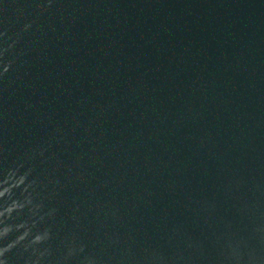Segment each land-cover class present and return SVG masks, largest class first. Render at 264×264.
<instances>
[{
    "label": "water",
    "instance_id": "1",
    "mask_svg": "<svg viewBox=\"0 0 264 264\" xmlns=\"http://www.w3.org/2000/svg\"><path fill=\"white\" fill-rule=\"evenodd\" d=\"M3 47L0 207L50 236L0 259L264 264V0H0Z\"/></svg>",
    "mask_w": 264,
    "mask_h": 264
},
{
    "label": "clouds",
    "instance_id": "2",
    "mask_svg": "<svg viewBox=\"0 0 264 264\" xmlns=\"http://www.w3.org/2000/svg\"><path fill=\"white\" fill-rule=\"evenodd\" d=\"M49 3H51V0H48ZM11 49V47H3L0 48V78H2L4 75H6L9 70L12 67L13 61L12 60H5L4 55L6 52H8ZM43 152L41 151V155ZM22 165H17L16 167H10L7 169V171L0 175V178L3 179V182L5 185H8L9 183V177H15L19 175H24L25 177H28L31 173L32 169L29 168L23 173L19 172V169ZM28 184L32 185V187L36 184V180L33 179L31 181H28ZM8 192V189L5 188L3 191H0V197H3L5 193ZM9 199L11 200L10 203H7L6 206L0 207V241H3L7 239V237L14 231L18 232L19 234L15 236L14 239L9 240L6 244H3L0 246V256H4L5 253L10 252L13 248H16L17 246L21 245L26 239L31 235V239L28 240V245L23 247V250L27 251L29 248H31V245L40 244L46 240L49 239L50 232L49 230L45 229L44 231H37L35 234H33V228L36 227L37 221L33 219L31 225L26 224H13L10 221L13 219V212H22L26 206L31 205V208L29 211H33V217L37 215V210L42 207L41 203H33V196L31 199H28L27 202H22L19 200H12L11 199V193L9 192ZM43 219V217H41ZM23 229V231H21ZM245 243L244 241H235L229 240L226 245V258L231 262L234 258V264H241L243 261V255L239 251L240 244ZM33 252H36V249H32ZM81 251L84 250V246L81 245L80 248ZM47 251V249H45ZM39 256H44V252H40ZM0 264H9V261L7 258L0 259ZM25 264H39V259L36 260H29L25 261ZM84 264H97V261L94 258L86 257ZM248 264H252L251 257L249 259Z\"/></svg>",
    "mask_w": 264,
    "mask_h": 264
}]
</instances>
